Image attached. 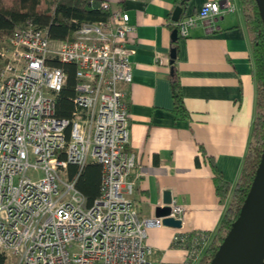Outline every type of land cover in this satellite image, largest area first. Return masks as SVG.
Listing matches in <instances>:
<instances>
[{"label": "built area", "instance_id": "built-area-1", "mask_svg": "<svg viewBox=\"0 0 264 264\" xmlns=\"http://www.w3.org/2000/svg\"><path fill=\"white\" fill-rule=\"evenodd\" d=\"M99 6L107 18L80 23L68 41L50 40L29 19L0 39L4 264H157L148 258L146 234L161 217L139 214L127 179L135 158L126 149L122 85L131 81L135 25L126 11L111 9L105 1ZM233 9L230 0H206L195 15L179 17L172 27L185 37L196 22H210ZM57 63L74 66L67 118L54 115V97L65 83ZM88 161L97 162L100 170L99 192L90 204L75 186ZM68 163L77 166L73 176ZM169 208L168 216L181 218L183 204L171 201ZM178 237L173 235V244L183 240ZM202 239L194 233L185 257Z\"/></svg>", "mask_w": 264, "mask_h": 264}, {"label": "crops", "instance_id": "crops-1", "mask_svg": "<svg viewBox=\"0 0 264 264\" xmlns=\"http://www.w3.org/2000/svg\"><path fill=\"white\" fill-rule=\"evenodd\" d=\"M99 1L126 11L135 25L131 81L122 85L126 149L135 158L127 175L131 198L141 216H152L155 206L163 205V190L183 204L179 227L147 228L148 258L157 264H193L230 197L254 118V64L239 3L230 0L233 11L196 22L187 36L174 39L172 23L195 15L206 0ZM173 78L185 109L178 113L173 111ZM215 172L229 186L222 203L213 192ZM195 230L204 241L195 256L185 257L184 246L192 238L187 235ZM174 234L183 240L173 244Z\"/></svg>", "mask_w": 264, "mask_h": 264}, {"label": "trees", "instance_id": "trees-1", "mask_svg": "<svg viewBox=\"0 0 264 264\" xmlns=\"http://www.w3.org/2000/svg\"><path fill=\"white\" fill-rule=\"evenodd\" d=\"M246 28L251 55L254 64L255 78V112L250 130V138L238 177L232 187L230 197L225 205L221 218L210 240L200 252L193 264H207L222 237L238 213L264 142V34L256 3L254 0H237ZM93 2L98 3L95 7ZM99 0H0V39L9 35L15 27L29 19L39 28H44L47 37L53 41H68L74 29L83 22H98L107 18V11L99 6ZM65 73V83L54 97V115L57 118L70 116L73 95L74 66L72 64H56ZM173 111H185L179 87L175 78L172 83ZM77 166L68 164V174L73 176ZM99 164L94 161L86 162L75 178V186L83 195L86 204H90L98 195ZM213 192L219 202H224L228 184L215 172L212 177ZM203 235L200 231H193L187 237ZM190 242L185 244L189 248ZM200 241L193 246L192 258L198 253ZM0 264H4V256L0 253ZM264 264V258L263 263Z\"/></svg>", "mask_w": 264, "mask_h": 264}, {"label": "water", "instance_id": "water-1", "mask_svg": "<svg viewBox=\"0 0 264 264\" xmlns=\"http://www.w3.org/2000/svg\"><path fill=\"white\" fill-rule=\"evenodd\" d=\"M264 34V0H254ZM92 5L98 6L93 2ZM178 19V18H177ZM172 37L177 31L172 30ZM171 201L169 190L162 192V206H155L154 215L164 225L180 226L181 219L168 216ZM264 258V142L252 179L237 215L230 223L207 264H262Z\"/></svg>", "mask_w": 264, "mask_h": 264}, {"label": "bare ground", "instance_id": "bare-ground-1", "mask_svg": "<svg viewBox=\"0 0 264 264\" xmlns=\"http://www.w3.org/2000/svg\"><path fill=\"white\" fill-rule=\"evenodd\" d=\"M68 164H73V163H68ZM68 164H67V172H68ZM75 165V164H74Z\"/></svg>", "mask_w": 264, "mask_h": 264}]
</instances>
